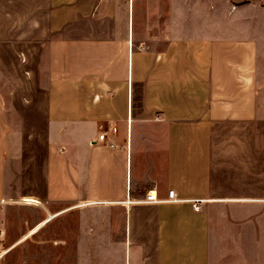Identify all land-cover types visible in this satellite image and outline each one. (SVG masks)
Wrapping results in <instances>:
<instances>
[{
    "label": "crops",
    "instance_id": "1",
    "mask_svg": "<svg viewBox=\"0 0 264 264\" xmlns=\"http://www.w3.org/2000/svg\"><path fill=\"white\" fill-rule=\"evenodd\" d=\"M0 201L8 247L264 264V0H0Z\"/></svg>",
    "mask_w": 264,
    "mask_h": 264
},
{
    "label": "rangeland",
    "instance_id": "2",
    "mask_svg": "<svg viewBox=\"0 0 264 264\" xmlns=\"http://www.w3.org/2000/svg\"><path fill=\"white\" fill-rule=\"evenodd\" d=\"M12 206L11 209L16 214L23 211L16 205ZM58 214L47 216L30 229L19 241L11 246L9 245L10 247L7 245L10 243L7 237L5 241V239L2 240V237H4L2 236L0 238V264H107V262L108 264H124L123 248L112 253L107 247L104 249L107 257L105 259L95 255V252H91L90 243L81 244L74 240L72 241L71 233L75 231V214L72 213L59 219H54ZM17 218L15 217L16 221L18 220ZM48 222L50 223L47 224ZM8 231L9 228L7 233ZM62 235L67 238V242L60 246L58 238L62 237ZM30 236H32L30 239L24 241Z\"/></svg>",
    "mask_w": 264,
    "mask_h": 264
},
{
    "label": "built area",
    "instance_id": "3",
    "mask_svg": "<svg viewBox=\"0 0 264 264\" xmlns=\"http://www.w3.org/2000/svg\"><path fill=\"white\" fill-rule=\"evenodd\" d=\"M107 134H108V131H101L97 135L96 141L100 145H102L106 148L112 149V148H114V145L107 138ZM20 202L22 205H25V206L37 205L36 201H33L31 199H23ZM179 202H183V200L178 199L173 190L167 191L165 199H158L153 192H146L142 199L135 201V203H139V204L179 203ZM187 202H189L191 204L193 211L196 212L199 210V206L201 204L200 200H194V201L192 200V201H187ZM5 203H6L5 201H0V204H5ZM2 236H3V231L1 230L0 231V238ZM0 254H1V252H0Z\"/></svg>",
    "mask_w": 264,
    "mask_h": 264
},
{
    "label": "bare ground",
    "instance_id": "4",
    "mask_svg": "<svg viewBox=\"0 0 264 264\" xmlns=\"http://www.w3.org/2000/svg\"><path fill=\"white\" fill-rule=\"evenodd\" d=\"M3 253V252H2Z\"/></svg>",
    "mask_w": 264,
    "mask_h": 264
}]
</instances>
